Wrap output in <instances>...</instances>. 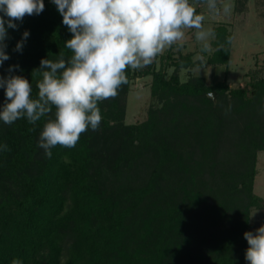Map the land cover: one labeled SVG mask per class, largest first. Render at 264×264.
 Returning a JSON list of instances; mask_svg holds the SVG:
<instances>
[{
    "label": "trees",
    "instance_id": "1",
    "mask_svg": "<svg viewBox=\"0 0 264 264\" xmlns=\"http://www.w3.org/2000/svg\"><path fill=\"white\" fill-rule=\"evenodd\" d=\"M44 5L8 29L10 59L0 66L2 76L18 64L14 72L31 82L33 96L40 59L71 55L65 40L72 34L56 6ZM25 29L29 37L14 51ZM212 36L211 51L201 49L205 59L178 43L127 70L118 95L99 102L98 129L81 133L75 147L57 145L51 158L37 145L45 118L0 122V143L8 146L0 151V264H247L243 232L257 225L252 209H264L254 192L264 151V67L229 84L232 34L220 23ZM203 65L223 66L222 78H180L181 69ZM137 77L149 79L150 96L144 118L127 123Z\"/></svg>",
    "mask_w": 264,
    "mask_h": 264
},
{
    "label": "clouds",
    "instance_id": "2",
    "mask_svg": "<svg viewBox=\"0 0 264 264\" xmlns=\"http://www.w3.org/2000/svg\"><path fill=\"white\" fill-rule=\"evenodd\" d=\"M72 34L65 40L71 55L55 59L43 57L37 67L41 79L33 96L31 82L16 74L18 64L8 65L0 76L4 101L0 122L11 125L21 118L35 125L44 119L38 147L51 158L57 145L75 147L83 132L96 130L102 120L99 102L118 95L127 83V70L142 69L166 47L184 40L186 29L207 49L211 29H205L203 14L192 0H50ZM215 8L216 0H207ZM44 0H0V66L10 59L6 51L8 29H16L25 15H38ZM30 33L27 29L14 45L20 52ZM230 40V38H228ZM0 143V151H7ZM245 259L248 264H264V223L255 231L246 230ZM10 264H23L13 258Z\"/></svg>",
    "mask_w": 264,
    "mask_h": 264
},
{
    "label": "rangeland",
    "instance_id": "3",
    "mask_svg": "<svg viewBox=\"0 0 264 264\" xmlns=\"http://www.w3.org/2000/svg\"><path fill=\"white\" fill-rule=\"evenodd\" d=\"M238 3L237 0H216L215 8H209L207 2L193 4L200 8V13L205 17L203 24L206 30H212L216 24L222 23L232 34L227 75L228 83L231 85L241 84L243 75L249 68L264 67V0H239ZM195 31V29L185 30L184 40L179 43L180 49L182 52H192L196 59H205L201 51L203 42L196 38ZM212 37L211 34L207 38L205 53L206 51L209 53L212 49L210 44ZM179 75L181 79H185L188 75H201L208 83H212L222 78L223 66L189 67L181 69ZM148 82L149 79L145 77H137L132 81L126 103L127 123L144 118L145 105L150 96ZM254 192L264 203V151L257 154ZM263 212L264 209H252L250 219L257 225L252 226L251 231H255L261 225Z\"/></svg>",
    "mask_w": 264,
    "mask_h": 264
},
{
    "label": "water",
    "instance_id": "4",
    "mask_svg": "<svg viewBox=\"0 0 264 264\" xmlns=\"http://www.w3.org/2000/svg\"><path fill=\"white\" fill-rule=\"evenodd\" d=\"M210 94H211L212 98L214 99V98H215V93L212 92V93H210Z\"/></svg>",
    "mask_w": 264,
    "mask_h": 264
}]
</instances>
